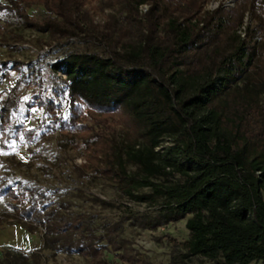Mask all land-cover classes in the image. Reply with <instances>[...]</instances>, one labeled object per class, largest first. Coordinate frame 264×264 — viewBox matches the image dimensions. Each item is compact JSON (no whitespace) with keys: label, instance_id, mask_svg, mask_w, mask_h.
<instances>
[{"label":"trees","instance_id":"16d2710c","mask_svg":"<svg viewBox=\"0 0 264 264\" xmlns=\"http://www.w3.org/2000/svg\"><path fill=\"white\" fill-rule=\"evenodd\" d=\"M90 1L0 0V10L39 32H82L101 42L75 21ZM113 1L134 38L112 37L106 54L72 52L51 64L66 85L68 115L59 130L89 132L80 176L89 171L111 180L154 212L126 210L99 228L85 213L42 204L35 187L4 186L8 211L0 213V228L18 224L44 235L39 249L0 251V264H42L44 249L74 252L92 264H112L105 250L122 264H152L122 236V222L153 230L184 218L188 237L171 239L173 262L264 264V0L213 10L204 9L209 0ZM36 2L44 10L29 11ZM142 4L149 5L143 18ZM246 11L252 24L238 32ZM29 105L43 107L50 125L59 120L62 108L50 96L36 94ZM85 117L102 124L99 131L91 133ZM6 119L0 115V128ZM119 121L124 136L116 143L104 132ZM19 131L25 132L14 127Z\"/></svg>","mask_w":264,"mask_h":264},{"label":"rangeland","instance_id":"374dc122","mask_svg":"<svg viewBox=\"0 0 264 264\" xmlns=\"http://www.w3.org/2000/svg\"><path fill=\"white\" fill-rule=\"evenodd\" d=\"M219 5L225 9L236 8L237 0H209L204 9L213 10ZM148 6H138L141 18ZM34 9L44 10V7L36 2L29 11ZM122 13L121 6L113 0H91L80 9L75 21L89 35L102 39L101 43L85 37L82 32L68 38L39 32L27 28L12 12L0 10V115L7 117L0 128V190L4 186L35 187L43 195L42 204L59 207L69 214L85 213L99 228L121 219L126 210L143 214L153 213L154 209L130 200L111 180L89 171L80 176L85 163L84 139L89 132L76 136L60 132L59 121L66 120L68 115L65 97L62 98L66 85L64 74L54 73L51 64L72 52L106 54L105 42L109 44L112 37L118 41L133 40V32ZM249 24L252 18L246 11L237 31H243ZM54 89L60 91V95L55 96ZM39 93L50 96L62 108L57 112L56 123L50 125L43 107L29 105L32 97ZM84 123L93 128L91 133L102 126L86 117ZM120 123L104 132L116 143L124 136ZM14 127H22L25 132L14 133ZM7 211L8 198L0 191V213ZM185 221L186 218L148 230L124 220L121 234L133 250L150 263L181 264L173 262L177 252L171 239L182 242L188 237ZM43 235L41 229L29 233L18 224L4 225L0 228V251L16 248L28 253L39 249ZM42 253V264H92L74 252L66 254L44 249ZM104 254L112 264H122L110 251L105 250Z\"/></svg>","mask_w":264,"mask_h":264}]
</instances>
